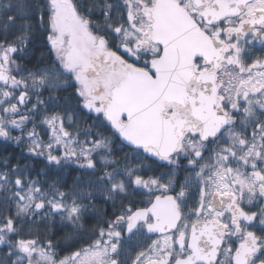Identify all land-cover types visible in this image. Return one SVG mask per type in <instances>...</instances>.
I'll return each mask as SVG.
<instances>
[{
  "label": "snow or ice",
  "instance_id": "1",
  "mask_svg": "<svg viewBox=\"0 0 264 264\" xmlns=\"http://www.w3.org/2000/svg\"><path fill=\"white\" fill-rule=\"evenodd\" d=\"M37 31L51 64L30 70ZM257 42L264 0H0V139L81 170L65 192L0 162V264H264ZM98 197L119 213L81 244ZM125 234L156 238L121 260Z\"/></svg>",
  "mask_w": 264,
  "mask_h": 264
},
{
  "label": "trees",
  "instance_id": "2",
  "mask_svg": "<svg viewBox=\"0 0 264 264\" xmlns=\"http://www.w3.org/2000/svg\"><path fill=\"white\" fill-rule=\"evenodd\" d=\"M90 3V0H87ZM94 20L97 17H93ZM42 44V38L40 37L39 31L34 34L33 38V49L34 55H29L27 59L22 61V65L30 70H35L37 67H42L45 64L50 65L51 61L45 57H41V53H46V48L40 47ZM73 89L69 88L67 91L60 92L54 94L57 98L55 99L54 103L61 106V109L66 105L74 104L75 101L71 98L72 97ZM50 94L48 92H44L41 99L45 100V102L49 101ZM71 111V108H69ZM79 120L82 123V127H87L93 123V121L84 115L78 114ZM95 130V129H93ZM16 133H14L15 135ZM106 135L108 133H105ZM83 138V137H81ZM119 142H117L118 144ZM127 151V149H125ZM125 155V152L122 151H114L113 158L119 159ZM5 158H11V163L20 164L28 163L30 165V174L33 177H37L43 183L44 187L47 188L49 184L53 181H58V187L61 191L69 192L72 189V186L76 179L81 175V170L77 168L74 164H66L62 168L56 167L53 165H48L44 158H35V157H28L25 146L22 144L20 146L15 145L11 142H6L0 139V162H2ZM99 159V157L97 158ZM101 166L98 164V169ZM95 208H90L88 212L84 214V218L82 220L84 231L82 233L76 234L77 237H82L81 244L83 240L89 239V234L95 229L98 230L100 227L105 226L106 222L111 218L114 217L115 214L119 213V205L120 200L116 201L115 207L111 201L105 202L102 197H98L94 201ZM110 208L113 210L109 211ZM99 209V211H97ZM57 220L59 218L57 217ZM40 230L43 229V226H39ZM56 228H61L59 223L53 229L55 231V236L57 239H60V248L57 249L60 252L61 256H65L66 254H70V252L75 251V247H68L71 243L70 241H66L61 239L66 233L70 232L71 229L64 227L60 231H56ZM35 231V229H34ZM80 245H77V247ZM61 249H64L61 251Z\"/></svg>",
  "mask_w": 264,
  "mask_h": 264
},
{
  "label": "flooded vegetation",
  "instance_id": "3",
  "mask_svg": "<svg viewBox=\"0 0 264 264\" xmlns=\"http://www.w3.org/2000/svg\"><path fill=\"white\" fill-rule=\"evenodd\" d=\"M98 19V17H97ZM251 47V54L249 55L248 59H255L259 56H264V45H261L259 42L253 44ZM145 163H150L146 161ZM145 197L134 195L132 196V199L134 201H140L143 200ZM194 201H189L188 203L191 204ZM143 206V205H140ZM113 210V208H110L109 211ZM114 211V210H113ZM114 217H111L109 220L113 219ZM156 237L154 235L148 234V236H141V237H132L131 239L128 238V235L125 234L123 238V245H122V252L120 259L124 260L127 256L135 254V252L140 250L139 245H146L147 243L151 242V239H155ZM68 255V254H66ZM65 255V256H66ZM130 264V262H129Z\"/></svg>",
  "mask_w": 264,
  "mask_h": 264
},
{
  "label": "water",
  "instance_id": "4",
  "mask_svg": "<svg viewBox=\"0 0 264 264\" xmlns=\"http://www.w3.org/2000/svg\"><path fill=\"white\" fill-rule=\"evenodd\" d=\"M128 235V234H127Z\"/></svg>",
  "mask_w": 264,
  "mask_h": 264
}]
</instances>
